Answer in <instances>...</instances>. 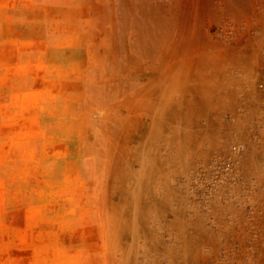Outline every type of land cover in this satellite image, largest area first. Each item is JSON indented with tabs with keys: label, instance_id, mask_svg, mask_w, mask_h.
<instances>
[{
	"label": "rangeland",
	"instance_id": "obj_1",
	"mask_svg": "<svg viewBox=\"0 0 264 264\" xmlns=\"http://www.w3.org/2000/svg\"><path fill=\"white\" fill-rule=\"evenodd\" d=\"M257 31L264 0H0V264H264Z\"/></svg>",
	"mask_w": 264,
	"mask_h": 264
},
{
	"label": "built area",
	"instance_id": "obj_2",
	"mask_svg": "<svg viewBox=\"0 0 264 264\" xmlns=\"http://www.w3.org/2000/svg\"><path fill=\"white\" fill-rule=\"evenodd\" d=\"M257 35L264 38L263 31H257ZM256 79V105L257 117L252 136L258 144L260 160L264 161V49L259 54V60L254 70ZM250 153L249 143L243 140L234 141L229 151L214 157L208 164V177L203 182L205 192L209 196L223 198L225 188L236 182L238 172L248 168L247 159Z\"/></svg>",
	"mask_w": 264,
	"mask_h": 264
},
{
	"label": "bare ground",
	"instance_id": "obj_3",
	"mask_svg": "<svg viewBox=\"0 0 264 264\" xmlns=\"http://www.w3.org/2000/svg\"><path fill=\"white\" fill-rule=\"evenodd\" d=\"M147 74V73H146Z\"/></svg>",
	"mask_w": 264,
	"mask_h": 264
}]
</instances>
